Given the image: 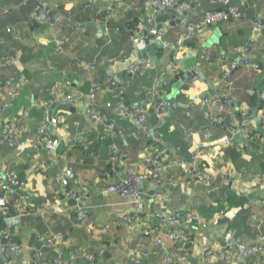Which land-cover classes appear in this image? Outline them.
I'll return each instance as SVG.
<instances>
[{
    "label": "crops",
    "instance_id": "crops-1",
    "mask_svg": "<svg viewBox=\"0 0 264 264\" xmlns=\"http://www.w3.org/2000/svg\"><path fill=\"white\" fill-rule=\"evenodd\" d=\"M184 1L188 4L186 15L167 13L157 19V23L166 26L164 43L175 44L179 38H186L183 48L172 52L159 48L156 43L160 41L153 38L138 46L132 44V31L143 15L142 0H97L90 3L96 9L90 22L76 20L73 25L55 29L30 20L36 0H0V81L14 77L24 82L17 100L0 95L2 118L18 122L24 131L16 143L0 148V174L26 184L20 193L30 195L34 209L31 214L6 223L13 240L21 246V251L10 256L9 264H28L38 249L45 253L42 263L51 264L58 254L42 248L41 238L47 234L68 236L71 244L61 248L60 258L66 260L76 253L77 264H92L84 257L87 253L94 256V264H133L127 259L131 250L146 255L140 264H168L166 257L175 250L172 242L165 238L164 248L155 247L143 234H129L128 230L113 227V221L130 210L124 200L105 192L110 178L118 175L109 172L114 168L109 164L111 142L102 137L89 110L105 114L123 130V138L117 142L129 152L139 172L143 171L146 158L159 156L169 164L183 161V157L188 160L192 155L197 158L198 168L212 173V184L203 186L206 192L200 187H185L183 183L190 181V173L176 168L159 185L149 181L141 184L145 194L143 207L151 214V225L168 214L182 217L190 208L203 219L204 226L186 228L191 229L192 238L187 264H203L202 252L218 249L228 230L245 243H254L264 234V127L258 120L263 114L262 101L257 103L264 92V34L252 28L257 17L264 18V0H232L242 17L201 32L193 26L214 8L213 0ZM88 4V0H49L48 9L53 16L72 13L79 19L85 14L81 8ZM77 9H81L80 15ZM77 24L88 25L75 28ZM90 24L104 27L99 30ZM60 35L68 43L62 53H57L54 40ZM5 57L11 61L1 64ZM137 60H148L151 69L128 77L126 70ZM76 61L91 65L92 69L78 66ZM191 74L199 79L191 81ZM158 80L165 81L163 88L153 97L146 95L145 92L155 90ZM225 84H229L232 94L226 111L239 114L242 127L238 128L236 118L233 122L227 120L226 127L224 123L201 126L196 132L183 134L184 142L179 125L169 120L174 116L159 117L155 112L163 98H174L176 103L182 94V106L193 111L188 121L191 123L193 117L206 116L201 99L208 96L207 91L215 93ZM92 86L99 89L94 104L86 98L77 107L54 101L70 92L84 97ZM183 87L185 90L181 91ZM135 106L144 110L147 133L132 119L120 115ZM257 106L256 120L249 119L250 111ZM22 110L28 111L27 119L20 118ZM51 118L58 121L54 134L59 141L61 165L73 171L78 181L76 190L87 187L90 192L86 222L76 218L78 206L87 208L86 200L68 201L53 188L57 170L50 166L48 153L35 141L38 125ZM236 127L240 133L248 131L251 138L245 140L239 134L244 143L232 140L231 145L225 146ZM206 131L211 133L209 140L205 139ZM182 143L187 144L182 147ZM229 170H233V176L228 175ZM46 197L56 203L58 212L42 208ZM8 199L13 206L16 196ZM229 261L226 258L218 264H230ZM244 264L261 263L254 257Z\"/></svg>",
    "mask_w": 264,
    "mask_h": 264
},
{
    "label": "built area",
    "instance_id": "built-area-1",
    "mask_svg": "<svg viewBox=\"0 0 264 264\" xmlns=\"http://www.w3.org/2000/svg\"><path fill=\"white\" fill-rule=\"evenodd\" d=\"M89 4L84 6L85 10H90L93 7L90 3L94 4L97 0H88ZM232 0H213L214 8L207 11L202 17L201 21L193 26V29L201 32L209 27H215L219 24L229 21H237L242 17L241 12L235 8L232 4ZM49 0H36L35 10L30 17L31 21L35 23H41L49 28H58L63 23H70L72 25L71 18L66 15L65 17L60 15H51L49 12ZM143 15L138 24L135 26V31L131 37L132 44L135 46L145 43L150 39H157L162 44V49L165 51H177L183 48L185 39L179 38L175 44H166L163 42V37L166 32V26L163 23H157V19L161 14H181L188 9V4L184 0H142ZM68 16V17H67ZM110 17L108 16L106 20ZM252 28L255 32L264 34V18L257 17L253 23ZM9 32V30H7ZM59 36V35H58ZM68 43V39L65 36L55 38L54 45L57 53H62L63 46ZM245 53V49L241 50ZM10 58H3L1 64L9 63ZM78 66H86L88 70L92 69L91 65L83 64V62H77ZM150 63L148 60H137L128 69L126 74L129 77H136L140 72L149 71ZM174 74L171 72V75ZM190 76L191 81H197L199 79L196 74ZM193 76V77H192ZM165 82V81H164ZM164 82L158 80L152 90L146 93L148 96H155L157 90L163 88ZM24 82L20 78L8 77L3 81H0V95L5 94L8 99L15 101L21 96ZM99 89L97 86H92L86 96H82L77 92H70L60 99L54 101L58 104H69L73 106H81L84 102V98L88 100V103L94 104L96 101V95ZM230 88L229 84H225L221 89V92H213V96H204L201 99V105L207 107L209 110L206 113L207 118L210 120V124L222 125L223 118H216L215 114H222L224 120L235 121L236 113L233 111H226L222 107V102L230 101ZM260 101L264 102V92L260 95ZM172 104L169 101H162L155 107V112L159 117L169 115V108ZM262 116L259 117V122L264 127V111ZM28 111L22 110L19 114L21 119L28 118ZM88 115L92 121L100 126L103 138L110 140V156L109 164L114 168H117L123 175L121 179L119 176L110 178V181L105 186V192L124 200L125 204L129 208V212L118 217L113 221L112 225L115 229L128 230L129 234H143L148 237L155 247L164 248L166 238L174 245V252H170L166 261L168 264H187L186 256L189 253L190 246L192 244V238L190 234L185 233L181 228H187L188 226L201 227L204 226L203 219L191 209H186L182 213V217L174 214H168L163 216L155 225H151L150 217L146 209L144 210L143 204L145 201V194L141 189V184L149 181L155 184H161L164 181L166 174L172 169L187 170L190 173V181L183 183L185 187H197V186H210L213 182V175L210 172L203 171L198 168V161L195 156L191 161L185 162L181 160H173L169 164L163 163L162 158L159 156H153L152 158H146L143 162V171L139 172L136 165L131 161L130 155L127 151L123 150L114 140L123 138V130H121L113 121L108 119L105 114L96 113L94 110H89ZM122 117L132 119L140 128H143V132L147 133L148 129L144 126V110L141 107H134L132 110H125L124 113H120ZM58 124L56 118H51L48 122L41 123L36 128L34 133L35 141L39 144L49 155L50 166L57 170V174L53 179L52 186L61 195H63L68 201H78L80 199L86 200L87 208L84 206H78L76 210V218L79 222H86V209L90 208V192L87 187H80L75 189L78 184L77 179L73 171L61 165L58 158L59 141L55 138L54 128ZM23 130L18 122L6 118H2L0 111V148L6 145H12L16 143L22 136ZM241 134V136L247 140L250 133L244 130L242 133L237 131V127L233 128L230 132L232 136L225 141V146H229L233 143V135ZM148 135V134H147ZM211 133L205 132V139L209 140ZM233 170L228 171L229 176H233ZM227 175V177H229ZM227 181V180H226ZM228 183V182H227ZM26 187L24 182H19L14 179H5L0 174V218L9 223L10 220L15 221L20 217L29 215L33 212V205L31 204L30 195L26 192L20 193ZM11 195L16 196L14 205L9 204ZM264 206V202H263ZM42 208L46 211L56 213L58 212V206L50 198L46 197L43 201ZM36 210L40 209L35 208ZM254 220V219H253ZM260 221V220H259ZM261 222V221H260ZM43 247L54 250L58 257L51 264H77L79 256L76 253H71L66 260L60 258L61 248H68L71 244V240L65 235H52L47 234L41 238ZM222 245L218 249L208 248L205 249L202 254L203 264H218L229 258L230 264H244L251 258L257 257L261 264H264V234L261 233L256 242L245 243L241 239L237 238L233 231H226L222 238ZM21 251V246L13 240L12 235L8 230L0 232V264H9L10 256H14ZM45 253L43 250H34L33 258L28 264H43ZM86 260L92 264L95 262V258L92 254L87 253L84 256ZM146 258L145 254H140L135 250L128 251L127 259L133 264H140L143 259Z\"/></svg>",
    "mask_w": 264,
    "mask_h": 264
},
{
    "label": "trees",
    "instance_id": "trees-1",
    "mask_svg": "<svg viewBox=\"0 0 264 264\" xmlns=\"http://www.w3.org/2000/svg\"><path fill=\"white\" fill-rule=\"evenodd\" d=\"M82 9V12L83 13H85L83 16H81L80 14V10ZM81 9H77V12L79 13V15H80V18L79 19H75L74 18V16H73V14L71 13L70 15H69V17L71 18V20H72V25L74 24V22L76 21V20H78V21H80V22H90L91 21V19H92V15L91 14H93V11L94 10H96L95 9V6H94V8L92 9V10H89V11H87V10H85L83 7L81 8ZM76 14V13H75ZM74 14V15H75ZM52 15V14H51ZM68 17V16H67ZM70 23H63V24H61L60 26H59V28L61 27V28H63V27H68V25H69ZM134 31H135V29L132 31V34L134 33ZM177 77L175 76L174 77V80L176 79ZM173 83H175V82H173ZM223 86H225V85H223ZM185 87H183V88H181V91H184L185 89H184ZM223 88V87H222ZM217 92H221V90H219L218 89V91ZM230 95L232 96V94L230 93ZM185 102V100H184V97H183V95L182 94H179L178 96H177V100H176V104L177 105H179V104H181L180 106H177L176 107V109H175V115H174V117L173 118H171V119H169L170 120V122L171 123H174V124H176V125H179V129L181 130V133H182V137H183V140H184V142L186 141L185 139H184V136H183V134L185 135V134H187V133H190V132H196V130L197 129H199V127H206V126H208V125H210V120L207 118V116H201V117H193V118H195V120L194 121H192L191 123H189L188 121H190L189 120V117L190 116H192L191 115V113L190 112H193L190 108H187V107H183L182 105H183V103ZM227 102L228 101H224V102H222V107H224V109L226 110V109H228V107H227ZM185 106V105H184ZM206 108V110H207V112L209 111L208 109H207V107H205ZM260 109L262 110V111H264V102H262V104H261V107H260ZM182 114V115H181ZM194 115H197L196 113L194 114ZM193 115V116H194ZM197 116H200V113L197 115ZM215 117L216 118H223L222 119V122H224V117L225 116H223L222 114H215ZM226 119H228V118H226ZM120 128V127H119ZM121 129V128H120ZM122 130V129H121ZM232 136V134H229L228 135V138H230ZM249 137L251 138V136L249 135ZM250 138H248V139H250ZM120 147H121V145H120V143H118L117 142V140H114ZM110 143V142H109ZM187 143H185V144H180L182 147H184L185 145H186ZM109 145V144H108ZM123 150H125V151H127L126 149H123ZM128 152V151H127ZM129 153V152H128ZM192 155H190L189 156V159L188 160H184V159H186L185 157H183V158H181L183 161H185V162H188V161H191V159H192ZM201 170H203L202 168H201ZM203 171H205V170H203ZM220 181V180H219ZM198 187H200V188H202L205 192H206V190H205V188L203 187V186H197V188ZM210 190L212 191L213 190V187H211L210 188ZM191 210H194V209H192V208H190ZM5 230H7L6 229V221L5 220H3L2 218H0V232H2V231H5ZM181 230H184L185 231V233H191V229H186V228H181Z\"/></svg>",
    "mask_w": 264,
    "mask_h": 264
},
{
    "label": "water",
    "instance_id": "water-1",
    "mask_svg": "<svg viewBox=\"0 0 264 264\" xmlns=\"http://www.w3.org/2000/svg\"><path fill=\"white\" fill-rule=\"evenodd\" d=\"M182 14V13H181ZM183 15H186V13L185 12H183ZM88 25V24H87ZM86 24H77L76 26H74L75 28H77V27H83V26H87ZM91 26H94V27H96L97 29H99V30H103V27L104 26H99V25H95V24H90ZM89 25V26H90ZM73 27V28H74ZM157 44V46L160 48H162V44H161V42H157L156 43ZM144 58H145V56H144ZM239 67H237V68H235L234 69V71L235 70H237ZM192 75V74H191ZM200 76H201V74H199ZM203 78V77H202ZM207 94L210 96V97H212L213 96V92L212 91H207ZM163 101H169L171 104H172V106L169 108V117H173L174 115H175V109H176V107H177V104L175 103V100H174V98H172V99H168L167 97H165V98H163L162 99ZM161 100V101H162ZM259 102H260V100H258V104H259ZM237 106H238V103H235ZM258 110V106L255 108V109H252L251 111H250V115H249V119H253V120H256V117H257V111ZM236 120H237V122H238V124H239V126H238V128L239 127H242V123H243V118H241L240 116H239V114H237L236 113ZM228 124H229V122L227 121V120H224V126L226 127V126H228ZM212 125H214V126H218V125H216V124H212ZM238 128H237V131H238ZM232 139L234 140V141H239V142H242V143H244V139H242L241 137H240V135L238 134V132H237V134H235V135H233V137H232ZM109 172H111V173H115L116 175H118L121 179H123L124 178V175L117 169V168H112L111 170H109Z\"/></svg>",
    "mask_w": 264,
    "mask_h": 264
},
{
    "label": "clouds",
    "instance_id": "clouds-1",
    "mask_svg": "<svg viewBox=\"0 0 264 264\" xmlns=\"http://www.w3.org/2000/svg\"><path fill=\"white\" fill-rule=\"evenodd\" d=\"M225 120H227V119H225ZM224 123V122H223ZM223 123H222V125H223Z\"/></svg>",
    "mask_w": 264,
    "mask_h": 264
}]
</instances>
